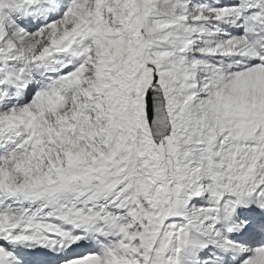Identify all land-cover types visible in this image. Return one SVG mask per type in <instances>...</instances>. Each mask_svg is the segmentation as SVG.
Returning a JSON list of instances; mask_svg holds the SVG:
<instances>
[{"label": "snow or ice", "instance_id": "6c2138e0", "mask_svg": "<svg viewBox=\"0 0 264 264\" xmlns=\"http://www.w3.org/2000/svg\"><path fill=\"white\" fill-rule=\"evenodd\" d=\"M0 264H264V0H0Z\"/></svg>", "mask_w": 264, "mask_h": 264}]
</instances>
